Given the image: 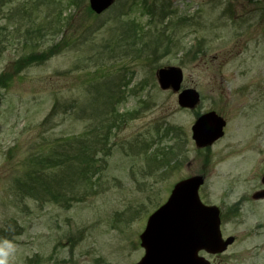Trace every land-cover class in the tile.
<instances>
[{"label": "rangeland", "instance_id": "374dc122", "mask_svg": "<svg viewBox=\"0 0 264 264\" xmlns=\"http://www.w3.org/2000/svg\"><path fill=\"white\" fill-rule=\"evenodd\" d=\"M88 1L0 0V240L16 245L9 264H131L146 215L176 182L202 175L199 197L216 206L261 186L264 0H115L100 15ZM130 19L146 33L130 37ZM55 45L16 70L19 57ZM169 66L182 70L181 88L199 93L196 108L159 88L157 70ZM208 111L224 119V135L197 148L191 126ZM99 132L107 141L91 167L71 141ZM63 146L69 155L47 170L50 183L30 181L33 158ZM84 165L97 168L87 186L75 173ZM256 215L264 223V210ZM258 234L264 242V228ZM256 253L264 262V249Z\"/></svg>", "mask_w": 264, "mask_h": 264}, {"label": "water", "instance_id": "95a60500", "mask_svg": "<svg viewBox=\"0 0 264 264\" xmlns=\"http://www.w3.org/2000/svg\"><path fill=\"white\" fill-rule=\"evenodd\" d=\"M113 1L89 0V7L95 14H100L110 7ZM156 76L162 90L171 89L178 93L177 104L180 107L192 109L198 104L199 94L195 89L186 88L180 91L183 79L180 68H160ZM224 125L225 121L213 111L199 116L191 127L192 139L196 146L211 145L223 135ZM262 181L264 182V176ZM202 183L201 176L179 181L174 185L168 201L149 217L142 234L146 246L142 262L193 263L196 261V249L192 247L194 241H201L199 246H206L210 252L224 250L227 242L222 243L220 239L216 208L204 206L198 197V188ZM161 239L168 241L155 246L146 243L147 240L157 243ZM174 239L177 242H172ZM175 244L180 245V248L173 249Z\"/></svg>", "mask_w": 264, "mask_h": 264}, {"label": "flooded vegetation", "instance_id": "af4514ba", "mask_svg": "<svg viewBox=\"0 0 264 264\" xmlns=\"http://www.w3.org/2000/svg\"><path fill=\"white\" fill-rule=\"evenodd\" d=\"M167 202V198L163 199L159 208ZM204 205H212L217 207L219 215V230L222 240H230L225 250L221 253H209L204 248L196 249L195 262L186 264H264V262L255 261L257 258L256 251L264 249V242L255 243L256 238L259 236L260 229L264 228V223L261 222V217L256 215L264 210L259 203H264V182L261 186L251 194V198L247 196L236 199L234 203L223 206L210 204L207 201H202ZM246 204V205H245ZM155 208L151 213L147 214L142 227L138 232V240L136 248L138 250L137 259L131 264H140L145 254V243L141 241V234L146 226L149 216L157 209ZM247 211L245 212V210ZM250 222L255 224L251 225ZM264 222V220H263ZM151 245L150 240L146 241ZM231 251V252H230ZM230 252V253H228ZM251 261L245 262V259ZM233 259L232 262H229ZM141 264H154V263H141Z\"/></svg>", "mask_w": 264, "mask_h": 264}, {"label": "trees", "instance_id": "16d2710c", "mask_svg": "<svg viewBox=\"0 0 264 264\" xmlns=\"http://www.w3.org/2000/svg\"><path fill=\"white\" fill-rule=\"evenodd\" d=\"M125 22L128 24L127 28H129L128 32H130V37L137 36L139 31H141L143 35L146 33L145 30L142 31V28H140L138 30V28L140 26L136 25L135 19H130L129 21H125ZM56 48H57V45L50 47L49 49H47L41 53L32 52V53H29L27 55H23V56L19 57L18 59H16L14 61L16 64V67H15L16 70L18 71L21 68L26 67L27 65L31 64L32 62H34L37 59L44 61L48 56H51V55L56 53L54 51ZM0 80H3V78H1ZM57 110H58V103L56 102V103H54V105L52 107L50 115H54V113L57 112ZM109 115L110 114H108V116H107L108 122H110V120H112V116L110 119ZM97 130L99 131V129H97ZM92 132L93 131H90V134ZM106 141H107V134L99 132L96 135L92 134L91 138L89 137L88 134H86V136L83 138H73L71 143H72V145L76 146L75 148L78 151V156L79 157L81 156L85 159H88V161H90V163H91L90 166L95 167V165H93V162L97 156L96 154L103 150V147H105ZM51 149H53V148H51ZM66 155L68 156L69 154L66 153L65 146H63V151H61V152H53L52 154H49L46 156L33 158L34 168L27 172L28 179L32 182L39 183L41 186H45V185L49 184L50 182L47 181V170L53 171L54 168H62ZM73 157L76 158L77 157L76 154L73 155ZM88 164H89V162H88ZM90 166H89V168H87L86 171L84 170L85 165L81 169H80V167H78L77 171H75V173L78 174L80 176V178L81 177L84 178L83 184H85L86 186L91 182V180H92L91 175L97 169V168L95 170L90 169ZM56 197H60V196H56Z\"/></svg>", "mask_w": 264, "mask_h": 264}, {"label": "clouds", "instance_id": "9594fccd", "mask_svg": "<svg viewBox=\"0 0 264 264\" xmlns=\"http://www.w3.org/2000/svg\"><path fill=\"white\" fill-rule=\"evenodd\" d=\"M16 245L8 239L0 240V264H9Z\"/></svg>", "mask_w": 264, "mask_h": 264}]
</instances>
